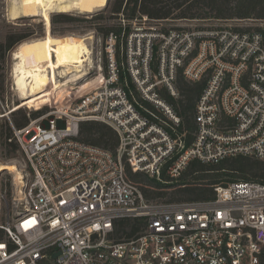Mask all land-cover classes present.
<instances>
[{"label":"built area","instance_id":"built-area-1","mask_svg":"<svg viewBox=\"0 0 264 264\" xmlns=\"http://www.w3.org/2000/svg\"><path fill=\"white\" fill-rule=\"evenodd\" d=\"M119 17L98 88L73 109L14 128L31 172L24 210L0 220V264H262L264 184L216 186L207 201L150 202L126 166L161 182L166 172L174 183L193 160L264 161V34ZM180 74L206 81L190 144L162 94L180 97ZM86 121L118 133L116 154L79 139ZM127 218L143 220L140 232L117 240L115 223Z\"/></svg>","mask_w":264,"mask_h":264},{"label":"trees","instance_id":"trees-1","mask_svg":"<svg viewBox=\"0 0 264 264\" xmlns=\"http://www.w3.org/2000/svg\"><path fill=\"white\" fill-rule=\"evenodd\" d=\"M111 13L112 18H119L122 14L126 19L133 20L139 16H148L155 20L170 19H209L221 21L229 20H262L264 21V0H108L105 9L94 18L103 19L105 13ZM72 19L65 15L53 16V24L68 23ZM264 34V28H257ZM119 31V28H101L100 32L106 38L111 32ZM35 33L23 30L8 31L2 43H0V60L24 41L33 39ZM206 81L189 83L182 74L178 79L180 97H171L165 90L164 98L172 104L177 114L182 119L179 129L186 133L187 143L190 144L197 130L195 121L197 103L204 92ZM4 87L0 81V96L4 97ZM53 102L62 105L68 96ZM48 108L30 113L19 110L14 113L13 125L20 130L27 127L32 120L44 116ZM14 131L7 123L6 129L0 132V140H5L14 151L19 150V145L14 143ZM82 142L92 146L106 149L116 154L120 138L118 133L110 126L96 122L86 121L80 123V138ZM12 140V141H10ZM13 151V152H14ZM129 178L140 184L144 197L148 201L166 200L168 202L183 201H207L216 197V186H227L234 182H257L264 184V161L251 156H236L215 164H205L193 160L183 173L178 182H170L167 173L162 174V182L143 173L133 174L129 166H126ZM143 220L127 218L117 220L115 223V238L117 240L132 238L140 232ZM5 239V232L0 229V241ZM264 264V254L261 258Z\"/></svg>","mask_w":264,"mask_h":264},{"label":"rangeland","instance_id":"rangeland-1","mask_svg":"<svg viewBox=\"0 0 264 264\" xmlns=\"http://www.w3.org/2000/svg\"><path fill=\"white\" fill-rule=\"evenodd\" d=\"M19 1V0H18ZM18 1H16L18 3ZM21 1V0H20ZM108 0H105L103 5L95 9H89L85 12H59L54 11L49 13L52 22L53 16L65 15L67 18L72 19L68 23L53 24L52 34L55 37H65L70 42L84 43L85 50L90 52L89 61L81 63L83 70L78 78L74 76L73 68L75 65L66 67L68 72L71 73L67 77H63L58 72V83L62 85L66 91L58 95L53 102L61 99L65 95L74 93L75 95L68 96L62 102V105L56 103H38L35 107L22 106V100L13 86V67L15 65L13 54L17 47L10 51L4 59L0 60V81L4 87V97L0 96V132L6 129V124L9 123L14 131L13 120L15 119L14 113L23 110L31 112L48 108L46 114L53 111L64 110L65 107L73 109L80 101H83L88 95L95 91L103 76L106 73V58H105V37L100 32L101 28H119L120 17L112 18V14L107 12L104 14L103 19L95 20L107 5ZM14 0H0V43L4 40L8 31L23 30L34 32L33 39H41L46 34V22L40 15L22 16L19 19H12L9 16ZM102 15V14H101ZM234 25L243 29H257L264 28V21L262 20H229L220 21L214 18L209 19H170L164 20L161 28L172 29L177 27L194 28L197 25L216 27L217 25ZM82 37V38H81ZM84 38V39H83ZM81 39V41H80ZM83 39V40H82ZM73 40V41H71ZM83 61V58L81 59ZM92 60V61H91ZM84 64V65H83ZM62 70V69H61ZM74 73V74H73ZM75 78H73V77ZM62 77V78H61ZM45 114V115H46ZM51 118H45L41 125L47 127ZM14 143L18 144L16 141ZM19 145V144H18ZM13 147L7 145L5 140H0V220H6L10 214L12 217L18 212L23 211L25 208L22 202L24 186L28 183L27 174L30 173V168L25 157L24 152L19 146V150L14 151ZM15 166L25 177L24 180L18 179V174L12 171L10 167ZM10 170V171H9ZM12 171V172H11ZM20 181H23L20 183ZM24 185V186H23ZM23 192V193H22Z\"/></svg>","mask_w":264,"mask_h":264},{"label":"bare ground","instance_id":"bare-ground-1","mask_svg":"<svg viewBox=\"0 0 264 264\" xmlns=\"http://www.w3.org/2000/svg\"><path fill=\"white\" fill-rule=\"evenodd\" d=\"M16 1L18 0H14L12 4L9 16L16 20L22 16L40 15L46 22V34L41 39L24 41L15 50L12 74L14 89L20 95L22 106L35 107L41 102L51 103L60 92L63 94L66 91L58 83L57 78L60 77L58 72L67 77L72 72L69 73L66 67L75 65L73 74L78 78L84 71L81 63L89 61L90 52L83 46L85 41H82L84 42L82 44L70 42L65 37L53 36L49 13L54 11L82 13L100 7L105 0H19L18 3ZM10 169L18 174L19 180H23L17 167L12 166Z\"/></svg>","mask_w":264,"mask_h":264},{"label":"water","instance_id":"water-1","mask_svg":"<svg viewBox=\"0 0 264 264\" xmlns=\"http://www.w3.org/2000/svg\"><path fill=\"white\" fill-rule=\"evenodd\" d=\"M57 256H58V254H55V255H54V258H56Z\"/></svg>","mask_w":264,"mask_h":264}]
</instances>
